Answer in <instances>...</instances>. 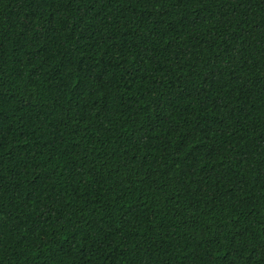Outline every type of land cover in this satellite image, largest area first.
Segmentation results:
<instances>
[{
	"label": "trees",
	"instance_id": "obj_1",
	"mask_svg": "<svg viewBox=\"0 0 264 264\" xmlns=\"http://www.w3.org/2000/svg\"><path fill=\"white\" fill-rule=\"evenodd\" d=\"M0 264H264V0H0Z\"/></svg>",
	"mask_w": 264,
	"mask_h": 264
}]
</instances>
